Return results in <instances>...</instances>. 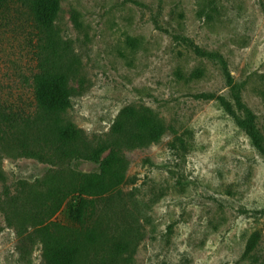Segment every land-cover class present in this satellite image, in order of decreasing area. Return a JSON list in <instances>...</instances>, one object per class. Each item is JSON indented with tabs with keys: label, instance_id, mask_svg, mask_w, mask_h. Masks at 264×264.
<instances>
[{
	"label": "rangeland",
	"instance_id": "obj_1",
	"mask_svg": "<svg viewBox=\"0 0 264 264\" xmlns=\"http://www.w3.org/2000/svg\"><path fill=\"white\" fill-rule=\"evenodd\" d=\"M50 3L80 61L82 90L66 102L68 119L94 145L111 140L118 122L140 140L109 141L103 154L128 159L122 199L100 218L109 236L130 242L127 264H264V156L249 131L264 142V0ZM12 10L0 13V97L28 113L33 31L27 11ZM145 110L158 139L135 123ZM0 167V264H42L33 226L18 231L8 221L17 201L6 193L51 166L7 150ZM71 167L99 171L86 159Z\"/></svg>",
	"mask_w": 264,
	"mask_h": 264
},
{
	"label": "trees",
	"instance_id": "obj_2",
	"mask_svg": "<svg viewBox=\"0 0 264 264\" xmlns=\"http://www.w3.org/2000/svg\"><path fill=\"white\" fill-rule=\"evenodd\" d=\"M50 1L0 0V13L21 6L29 14L37 63L31 78L28 113L0 97V152L10 150L14 157L36 159L51 166L42 180L19 182L13 196L6 193L10 201H17L7 218L18 231L33 226V244L44 248L42 264H127L132 258L130 242L118 235L109 236L111 226L101 225L100 218L114 210V200L122 199L128 159L118 152L104 158L103 154L109 141L131 148L130 143L140 140L126 137L127 124L118 122L111 140L102 139L94 145L68 119L66 102L82 90L76 67L80 61L72 41L66 40L58 27L56 7ZM70 61L76 68L70 67ZM198 97L210 100L213 95ZM136 121L149 139L160 137L158 121L150 110L140 113ZM249 131L255 148L264 156V142L251 128ZM83 159L98 163L99 171L80 173L72 169V162ZM0 181L7 182L1 167ZM13 207L19 209L18 220L11 214ZM67 211L64 220L61 216ZM103 238L110 242L103 244Z\"/></svg>",
	"mask_w": 264,
	"mask_h": 264
}]
</instances>
